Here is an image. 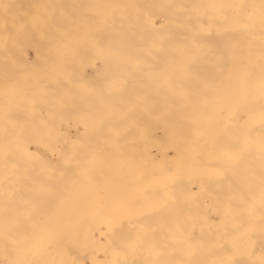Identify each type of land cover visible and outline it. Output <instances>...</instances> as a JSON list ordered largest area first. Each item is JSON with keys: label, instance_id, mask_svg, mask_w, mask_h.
Returning a JSON list of instances; mask_svg holds the SVG:
<instances>
[{"label": "bare ground", "instance_id": "6f19581e", "mask_svg": "<svg viewBox=\"0 0 264 264\" xmlns=\"http://www.w3.org/2000/svg\"><path fill=\"white\" fill-rule=\"evenodd\" d=\"M244 24L249 27L247 26L248 28H246ZM203 25H206V27L204 26L203 28ZM209 28L210 32H208ZM263 34L264 0H0V202H6V206L10 209H18L16 210L18 214H12V218L10 217L11 220L5 221L7 207L0 206V216L3 215L1 216L2 219L0 217V225L3 223L0 228V251L6 254L1 258L4 259L8 256L6 251L11 249L10 245H12V250H14V247L15 250L18 249V252H16V256L19 258L18 264H25L26 262L22 261L28 260L32 256H40L41 253L39 250L34 248L38 250L35 251L37 254L34 253L33 249V253L29 250L30 253L26 252V254L29 253V255H34L29 256L27 254L30 258L26 256V258L23 259L25 257L24 252L28 247H34L33 244L35 245L36 243H34L36 235L40 236H37L40 239L44 237L42 239L43 241L50 240L52 242H50L51 247H59L62 248V250L69 242H79L82 241V239L87 240L84 239L87 237L83 236V238H81V236L77 234V232L81 231L80 229H82V227H74V224L78 225L80 223H85L83 219L81 220V217L79 221L70 218H61L63 213H65H62L60 210L62 208L71 209L72 212L76 210L74 213L77 215L81 214L82 216L83 211L79 209L85 207V205L82 204V206L79 201L84 200L82 202L84 203L88 200L87 195H78V190L75 196V192H73V195L71 193H68L67 196L64 194L62 195L61 191H63V187L58 185L66 176L68 179L63 181V183L70 184L68 188L72 189V183H75L76 186L78 185L76 180L73 181L75 177L74 174L76 175V179L83 176L81 174L79 175L80 169L78 173L75 169L76 173L73 175L70 174L72 171L68 163L72 154L76 158V161H79V157H95L98 161V165H96L98 169L93 168L95 167L93 162L91 163L93 166L90 163H86V176L83 173L85 171H82V169L81 173L84 174V178L87 180V183L85 182L86 186L88 183L92 185V183L94 184L96 181L98 184L100 183V185H97L99 186L98 189L105 193V195H99L101 198L112 197L113 193L116 192L118 194L117 198L119 199L122 194H124V198L128 196L126 197L129 199L128 203H126L128 205L123 202L126 208H129L130 205L135 206V204H137L135 203V199H137L136 195L138 194L136 191L142 192L143 194L145 192L140 189L136 190V186L144 179L145 183H149V185L152 184L153 186L156 185L155 188L153 187L148 193L145 192L147 193L146 197L149 195L152 200H157L162 191L169 190L168 188H164L166 185L164 183L169 175L167 172L169 166L167 170L166 167L162 169L164 164L161 169L158 168L159 171H157L158 173L156 172L157 175H152L153 177L150 176L149 179H146L148 176H143V174L137 179L135 177V179L133 178V180H131L134 176L127 179L131 174L130 172L136 169L139 170L140 168L131 169L130 172L128 170V174H130H127L128 176L125 178L124 175L127 172L125 170L123 171L124 167L121 165L118 166L116 162H111L114 166L117 164L116 169H113V165L108 167L109 165H104V163L111 159L116 160L117 158L119 160V157L126 153H128L126 156H128L129 153L133 155H131L132 158L127 157V161L121 158V160H125V164H127L130 159H132V162L134 160V164L135 161H137L136 163L138 164V161H141V156L144 159V161L142 160L141 162H165V158L169 156L168 154L173 148L175 149L172 151H177V156H184L182 152L185 151V149L187 150L189 148V151L191 149L188 147L184 148V150L182 149L183 151L180 150L181 153L179 152L178 149L181 148L179 146L183 147L186 144V142H183V138L180 137L182 132L185 131L186 134L187 130L189 132L195 129L198 130L202 123H204V127L207 126L205 124H207L208 114L211 112L215 113L216 111V113L220 115H223L222 112L227 115V117L224 115L223 121L226 119V124L230 125H228V127L226 125L225 128L233 130L231 131V133L233 132L232 134L226 131V139L223 136V138H220L223 139L225 146L229 145V147L224 148V152L223 150H218L221 154L225 153V157L230 162L231 166L230 168L228 166L229 164L226 165L224 162H221L224 164L223 166L226 167L225 171H227V175H225L227 180L226 183L232 185V182L238 179V176L230 179V174L232 172L233 177V175L238 174V172H243L246 171L247 168L253 167L256 163L258 164L255 166L262 168L264 166L261 163L264 162L262 161L264 157V147H261L264 145V118H261V116L264 115L259 114V116H257V108L260 107L261 110L258 109L260 112L264 110V108H261L262 106L264 107V52H260V50L263 51L264 48ZM255 42L260 45L254 47ZM26 49L32 50L34 59L29 57ZM256 50H259V52L254 53ZM252 54H254L253 57ZM15 55H18L21 60L18 66L19 68H16L13 63L14 58H16L14 57ZM251 57L256 58H254V60ZM8 64L13 65V68H8ZM189 65H191V67H189ZM193 65L196 66L194 67ZM20 66H22V68ZM122 68H125V74L119 73ZM253 94H256L254 95L255 98H253ZM241 101H243V103ZM48 108H55L59 110V112L46 115L45 112L47 111L45 109ZM38 109H40V111ZM37 111L43 112L44 114L38 113ZM240 114L245 115L242 123H238L237 121ZM64 115L67 120H58L63 119L65 117ZM160 117L163 121H158L157 118ZM258 117L261 121H259ZM155 119L159 124L158 122H154ZM51 120L53 122L57 121L58 124H54ZM231 120L236 125L235 127L233 126V122H230ZM151 122L154 123V126H156V124L160 126V124L162 125V123L165 122L163 126L156 129L160 131L165 138L163 139L160 137V140L163 139L164 141L161 140L159 145L158 133L155 131L153 132L155 127H153V129L151 128ZM169 131L171 132L169 133ZM177 132L180 133V136H177L181 138V141L178 139L179 142L176 144L177 139L175 138L176 147L172 148L170 145L173 144H168V141L170 142V139L176 136ZM206 132L208 134V131ZM242 132H244V139H249V142L251 144H256V146L258 143H261V148L257 146L258 148L252 149V145V148H250L249 145L246 146L249 143L248 141H243V143L248 142L246 145L244 143L245 147L243 144H241L243 147H241V145L239 147H230L234 143L235 145L239 143V137L243 140L241 137L242 135L237 138ZM172 133L174 136H172ZM170 134L171 137H169ZM248 134L254 137L258 134L260 138L257 137L251 140L250 135L246 137ZM234 135L235 137L233 138ZM165 136H168V138ZM185 136H187V134ZM199 136L195 137L198 138V140L196 139L197 143L201 144V146L205 145L206 143L204 142L206 140L203 141ZM203 136L205 135H202V137ZM186 138H184V140ZM83 140L85 142H83ZM218 140L212 139L208 141V153L216 149L215 144ZM144 141L148 144H146V142L144 143ZM173 141L174 140H172L171 143ZM150 142L152 143L150 144ZM82 143H86L87 145L91 144V146L84 148L83 146L85 145H83L82 148L80 147ZM161 143L164 146L168 144L170 147H167H169L168 149L170 150H168L166 146H162ZM211 143H213V145ZM119 144L121 146H123V144H129L130 147L126 145L127 148H125V146L122 148ZM48 145H51V147H48ZM64 145H68L69 147L63 148ZM159 146L163 148L161 149ZM201 146H199V148ZM164 148L167 149V152L169 151L168 154L162 152L164 150L166 151ZM175 152L174 154H176ZM198 152L200 153V151ZM220 152H214L213 157L215 156L216 158L214 157L213 160H217L218 158L219 161L222 160L223 157ZM136 154L138 155L136 156ZM205 154L206 153H204V155ZM139 156L140 158H138ZM190 156H188L189 159ZM258 156L262 157V159ZM175 158L176 157H174V159ZM197 158H199L197 159L198 163H200L199 160L201 161L204 159L200 158V156ZM63 159H67L64 160L67 162V165L65 164L67 169L61 172L62 169H58L63 165ZM169 159L173 158H171V156L167 157V163L170 161H177V158L175 159L176 161L174 159V161ZM121 160L120 162H123V165L124 161ZM59 162L62 164L60 165ZM71 162L75 163L74 161ZM73 163L70 164L73 165ZM221 163L219 164L222 165ZM88 164L92 166L94 171H97L96 174H94L92 170L93 174L89 175L91 167H89L88 170ZM140 164L142 165V163ZM127 165L129 166L131 163ZM146 165L147 164H145L143 168L147 169ZM104 166H107L106 168L108 169H103ZM178 166L182 167L183 165L181 166L180 163ZM190 166L195 167V164L193 163V165ZM203 166L197 167L200 168ZM216 166L218 165L215 164V168H217ZM73 167L77 168L75 165L72 166V168ZM148 168L150 169V166H148ZM227 168H230V172ZM231 169H233V171ZM200 170L198 169L197 172L199 173ZM204 170H209V168ZM220 170L218 171L219 173ZM252 172H247V174L250 173L253 176ZM147 173V175H149L148 170ZM150 173L152 174V172ZM221 173H223V171H221ZM243 174L246 175V172H243ZM223 175L224 174H222V176ZM228 175H230V177ZM263 175L264 172L261 171L258 177H262ZM71 176L74 177L72 178ZM216 176L217 173L215 177ZM47 177L51 178V180H45ZM219 177L220 176H218V178ZM41 178H43V180H40ZM116 182H121L122 184H117L118 186L116 187V185H114ZM212 182L214 183L215 181L213 180ZM216 182L222 183V177L221 180H217ZM197 184L198 183H195V185ZM75 185L73 187L77 188ZM112 185L115 186H113L114 189ZM141 185L142 184H140V186ZM230 185L226 186L229 187ZM60 186L62 187L61 189H59ZM143 186L144 185L141 187ZM190 186H192V184ZM30 187H33L32 189H36V191L40 189V191L43 192V196L45 197L43 201L39 202L38 193L35 197H32V200H34L33 204L29 202V196L23 197L26 190ZM228 187V190L224 188L228 194L233 192V189L236 188L233 186V188L231 186ZM149 188H151V185L150 187L148 186V189ZM8 189L12 190L8 191ZM222 189L223 188H221V190ZM242 190L250 192L257 189L245 188V190ZM261 190L263 191L264 189L262 188ZM92 191L94 190L92 189ZM121 191L122 194L120 193V195L119 192ZM124 191L128 194L125 195ZM48 194H51V197H49ZM94 194L95 195L92 194L93 196H91L92 199L96 198V193L94 192ZM259 196V199L264 201V195ZM22 197L27 199L29 202L28 204H32L31 206L28 205L29 208L27 210L23 209L21 203ZM243 197L246 198L245 200L248 198L245 196L240 198L243 199ZM142 199L144 198L142 197ZM147 199H145V201H147ZM91 200H89V203H94L95 200H92V202ZM260 200L258 203H260ZM37 201L40 205L36 203ZM102 201H105V199ZM130 201L131 204H129ZM141 202L140 200L138 204L143 205ZM103 204L105 203L102 202V204H100L102 205L101 207H104ZM119 204V206L123 207L122 203ZM148 204L151 205V203ZM139 205L136 207H140ZM258 205L264 208V203ZM95 206L96 205H94V207ZM122 207L120 208L124 210V207ZM258 207L257 210L259 209ZM107 208L112 209L111 206H107ZM51 209L53 210L51 211ZM98 209L100 210L102 208L98 207ZM72 212L65 214L70 216L73 214ZM98 212L97 210V216L100 215ZM101 212H103V210ZM256 212L260 213L261 211L259 209V211ZM89 213L88 215H90ZM135 214L133 213V215ZM15 215H18L19 218L16 219ZM87 219L89 222L90 220L88 217ZM258 220L259 219H256V221ZM92 221L90 223L96 226L97 219L96 223H94L95 219ZM130 222L137 223L138 221L133 219ZM102 223L103 220H101V222L99 220V225L103 226ZM260 223L261 222H259V224ZM66 224L68 226L73 224L74 226H63ZM263 224L264 221L261 225ZM88 225L90 224L88 223ZM88 228H91V225ZM88 228H86V230H88ZM92 230L91 228L89 231ZM116 231L117 234L114 239L117 240L114 241L120 240L119 236L121 235L125 238V235L122 234L123 232L125 233V231H123L122 228ZM228 231L230 230L228 229ZM46 232H48L50 237H45L47 235ZM120 232H122L121 235H119ZM152 232L150 231L149 234H146H148V236H153ZM14 233L19 236H15ZM258 233H260V231ZM101 234L100 236L103 237L104 233ZM258 235L259 237L255 238L261 240V235ZM106 237L108 238L107 235ZM13 238L15 242L18 241V246L16 244L13 246L14 244L10 243ZM31 238L32 240H30ZM16 239H19L20 243L19 240ZM88 239L91 240V238ZM230 239H232V237ZM8 240L10 241L8 242ZM42 240L40 241L42 242ZM32 241L33 244L31 243ZM110 244L112 246L114 243L110 242ZM247 244L244 248H247ZM72 245L74 244L72 243ZM118 245L120 246V244ZM208 245L205 241L204 246L206 247ZM76 246L79 247L78 245ZM191 246L193 245H186L187 248H191ZM204 246L202 245V247ZM209 246L211 247V245ZM254 246H256V244ZM92 247L96 251L102 249H100L97 244H94ZM175 247L174 244H170L168 248L164 249V254L169 256L167 254L173 252ZM59 248L58 252L60 251ZM236 248L238 249V247ZM244 248H242L243 251L245 250ZM39 249L41 248L39 247ZM68 250L66 251L69 252ZM190 250L187 251L190 252ZM212 251L216 252V250ZM200 252L197 251L198 254H200ZM205 252L200 255H204ZM53 253H55L54 255L56 257V251H53ZM106 253L107 251H105L104 255H106ZM46 254L47 253H43L41 255L43 259L41 256L40 258L38 256L36 258L35 256L36 259H34L35 261L33 263L38 264L42 259L43 261L41 260V262L43 263L41 264H46ZM67 254L63 252L62 254L59 253L58 257H54V259L58 260L57 258H59L60 260L61 258L60 261H62L63 258H66ZM97 254L94 256L93 252L86 251L85 254L81 255L82 257L80 260H88L90 263L95 262L92 260L93 257L94 259L96 258ZM185 254L187 255V253ZM232 254L234 257L241 255L237 254V252L235 253L237 254L236 256L234 253ZM59 255H62V257ZM165 255L162 254L161 256L164 257L160 256L154 262L153 260L148 261V264H151V262L155 264H165ZM189 255L193 254L188 253L187 257H189ZM200 255L195 254L193 256L196 257L190 256V259L191 257L195 258L197 263H201V261H199L201 258ZM230 255L229 252H227V256L229 257ZM250 255L247 257L250 258ZM16 256L13 257L16 258ZM241 256L243 257V255ZM241 256L237 258L243 259L244 257L242 258ZM13 257L10 259L12 260ZM112 257L114 259V256ZM228 257L227 259H229ZM234 257L233 259H235ZM54 259L52 261L48 260L47 263L56 264ZM68 259L62 262L70 263L71 261ZM99 259L100 258H98V260ZM233 259L231 257V260ZM241 259H239V261H243ZM247 259H245V263H247ZM11 260H9V262H11ZM188 260L189 259H187L186 263L190 262V264H192L191 262H194L193 260ZM259 260H261V258ZM60 261L57 262L60 264ZM233 261L230 262L232 264H237L238 259ZM0 262L4 264L3 260ZM31 262H29V264H33ZM183 262L184 261L181 260L180 264H183ZM196 262L193 264H197ZM14 263L16 264V262ZM116 263L119 264L118 261L114 264ZM222 263L224 264L225 261ZM258 263L263 264L264 262L262 263L261 261Z\"/></svg>", "mask_w": 264, "mask_h": 264}, {"label": "rangeland", "instance_id": "374dc122", "mask_svg": "<svg viewBox=\"0 0 264 264\" xmlns=\"http://www.w3.org/2000/svg\"><path fill=\"white\" fill-rule=\"evenodd\" d=\"M158 21V20H157ZM245 26H246V28H248L249 26L248 25H246V24H244ZM204 26L206 27V25H203L202 27L204 28ZM248 26V27H247ZM208 32H210V28H209V31ZM207 34V33H206ZM208 35V34H207ZM264 35V34H263ZM7 41V40H6ZM258 42H260V41H258ZM262 43V42H261ZM256 45H257V47L260 45L259 43L257 44L256 42H255V44H254V47H256ZM26 52H27V54L29 55V57L30 58H32V59H34V56H33V52H32V50L31 49H26ZM257 52H259V50H256L254 53H257ZM260 52H264V48H263V51L262 50H260ZM254 56V54H252V57ZM14 57H16V58H14V61L16 62H14L13 61V63H14V65L16 66V68H19L18 66H19V63L21 62V60L19 59V56L18 55H15ZM251 57V58H252ZM254 58H256V57H254ZM254 58H252V59H254ZM20 60V61H19ZM255 60V59H254ZM17 64V65H16ZM9 65V64H8ZM194 67L196 66V65H193ZM192 66V67H193ZM21 68H22V66H20ZM88 67H89V65H88ZM189 67H191V65H189ZM8 68H13V65H9L8 66ZM90 68V67H89ZM121 69V68H120ZM89 70V69H88ZM120 71V70H119ZM118 71V72H119ZM125 72H126V70H125V68L123 69L122 68V70H121V72H119V73H121V74H125ZM257 92V91H256ZM256 92H254V93H256ZM254 95H256V94H253V96ZM253 98H255V96L253 97ZM239 99H241V98H239ZM243 100V99H242ZM238 101H240V100H238ZM242 103H243V101H241ZM237 103V102H236ZM236 103H234V104H236ZM239 103V102H238ZM239 105H240V103H239ZM263 105V104H262ZM261 108H264L263 106L261 107ZM258 109H260V107H258L257 108V113H256V110H255V113L257 114V116H259V114H263L264 115V113H263V111L262 112H260V110H258ZM33 110H35V109H33ZM39 111H40V109H38ZM47 112H45V114L46 115H51L52 113H58L59 112V110H56L55 108H53V109H45ZM39 111H37L38 113H42V114H44L43 112H39ZM25 112V111H24ZM28 112V111H27ZM30 112V111H29ZM222 114L223 115H220L219 113H216V111H215V113H213V112H211L210 114H208V118H207V121H206V123L207 124H205V125H207V126H203L204 125V123H202V125L199 127V129L197 130V129H195V130H193V131H186V134H187V136H185L186 134H185V131L184 132H182V134H181V136H180V133H178L177 132V134H176V136H174L173 135V133H172V136H174L173 138H169L170 139V142L168 141V144H173V145H170V146H172V148L173 147H176V144H178V142L179 141H181L180 139L181 138H179L177 135H179L180 137H182L183 138V142H186V144L182 147V146H179V147H181V148H179L178 150H179V152H180V150L181 151H183L184 150V148H188V147H190V151L187 149H185V151H183L182 152V154L184 155V156H177L178 154L175 152V150H174V152L176 153V154H174V152L172 151L173 149H175V148H173L172 150H171V152L168 154V152H167V149L170 147L168 144L166 145L165 144V146H166V148H164V149H166V151L164 150V151H162V152H164L165 154H168L169 156H167V157H170L171 156V158H173L174 159V157H176L177 158V161L176 162H168V163H170V164H168L167 163V157L165 158V162H159V163H156V162H154V163H152L151 161H149L148 163H149V165H148V163H145V162H141L142 160L144 161V159L142 158V156H141V161H138V164L136 163L137 161H135V164H134V160H133V162H132V159H130V161L129 162H127V164L128 163H131V165H127V164H125V160H121V158H123V159H126V161H127V157H131L132 158V156L131 155H133L132 153H129V155L128 156H126V154H128V153H126V154H122L121 155V157H119V160L116 158V160H108V161H106V163H104V165L106 164L108 167H111L113 164L112 163H117L118 164V166L119 165H121L122 167H124L123 168V171L125 170L127 173H125V178H127V176L130 174V176H128V178L127 179H129V178H131L132 176H134V177H132L131 178V180H133V178L135 179V177H136V179L139 177V176H141V175H143V176H148V178H146V179H149V177L150 176H156L157 175V171H159V169L158 168H160L161 169V167H163V165H164V167L162 168V169H164L165 167H166V170H167V167H168V169L169 170H167V172H168V176H167V180H166V182L164 183V184H166L165 186H164V184H163V186H164V188H168L169 190L168 191H162L161 193H160V197H159V199H157V200H152L151 198H150V196L149 195H147V197H148V199H147V197H146V194L149 192V190L151 191V189L154 187L155 188V186L156 185H152V184H150L151 185V188H149L148 189V186L150 187V185H149V183H145L144 182V179L142 180V181H140V183L138 184V186L140 187H138V186H136L137 187V189L136 190H138V189H140V190H144L145 192H147V193H145L144 192V194L141 192H139V191H136V192H138V194L136 195V198L137 199H135L134 201H135V203H137V204H135V206H131V208H130V206H129V208H126V206H124L123 205V202H124V204H126V203H128V198H126V197H128V196H125V198H124V194H122V191L121 192H119V194L121 195H119L120 196V199L119 198H117L118 197V194L116 193V192H114L113 193V196L112 197H104V198H101L99 195H102V194H104L105 195V193L102 191V190H99L98 189V187L99 186H97V185H100V183L98 184V182L96 181L94 184L92 183V185H90L89 183H88V185L86 186V184H85V182L87 181V180H85V176H86V171H85V168L87 167V164L86 163H92L93 162V165L95 166V167H93L94 169H96L97 168V166L96 165H98V161L96 160V158L95 157H93V158H87V157H79L80 159H79V161H76V158L73 156V154H72V156H71V158H70V161H69V166H70V169H71V175H73L74 173H78V170L80 169V171H79V175L81 174V175H83V176H80V177H78V179H76V175L74 174V176H71L72 178L74 177V179H73V181H77L78 183V185L76 186L75 185V183H72L71 185V187H72V189L71 188H68V185H70V184H65V183H63V181H65V180H67L68 178L65 176V178H63L62 179V182L61 183H58V185H61L60 186V188L59 189H63V191H61L62 192V195L64 194L65 196H67L68 195V193H71L72 195H73V192H75V194H74V196L75 195H77L76 193H77V190L79 191L78 192V195L80 194V196H82V195H84V196H86L87 195V202L85 203H82L83 201H79L80 202V204L82 205H85V207H83V208H80L79 210H81V211H83L82 212V216H84V217H82L81 216V214L80 215H77V214H75L74 213V211H76V210H73V212H72V210L71 209H68V208H64V209H67V210H64L63 208L62 209H60L61 211H62V213L63 212H65V213H68V212H72L73 214H71L70 216L68 215H66L65 213H63V215L61 216V218H70V219H72V220H76V221H79L80 220V217H81V220L83 219V221H85V223H80V224H70L71 225V227H76V226H79V227H82V229H80L79 231L80 232H77V234L78 235H80L81 236V238H83V236L84 237H87V238H84V239H87V240H83L82 239V241H79V242H77V241H75V242H69V243H67V245L63 248V250H62V248H59V252H58V248L57 247H55V248H53V247H51V244H50V240H42L44 237L43 236H41V237H43V238H38V237H40V236H38V235H36V237H35V241H34V243H35V245L33 244V241L31 242L32 244H33V248H31V247H28V246H26V247H28V249L24 252V258L23 259H25L26 258V256H27V254L29 255V253H30V251H32V253H33V250H34V253H35V251H38L39 250V252L41 253V255L44 253H47L46 255H47V258H45L44 260L46 261V264H48L47 263V261L49 260V261H52L53 259H54V257H55V253H53V251H56V257H58V254L60 253V254H62V252L63 253H68L67 254V256H69V257H67L66 255H64V256H66V258L69 260V261H71L70 263L69 262H62L63 260L65 261H67V259L66 258H63V260L62 261H60L61 260V258H60V260H59V258H57L58 260H55L56 261V264H59L57 261H60L61 263L60 264H79V262H80V264H91V263H95L96 261V263L95 264H114L115 262H119V264H120V262H121V264L123 263V264H132V263H135V264H148V261H151V260H153V262L154 261H156L162 254L163 255H165L164 254V249L165 248H168L169 247V245L170 244H174L176 247L174 248V250H173V252H170V253H168L167 255H169V256H166L165 258H166V260H165V264H180L181 263V260H183L184 262H183V264H190V262H188V263H186L187 262V259H189L188 261H191V260H193L194 262H196L195 261V258H192V257H196V256H193V255H200V254H202L203 252H205L204 253V255H200V259H199V257H198V259H199V261H201V263H197V264H223L222 262H224L225 261V263L224 264H232L231 262L233 261V260H236V259H238V261H237V264H259L258 262H261L262 261V263L264 262V224L263 225H261V223H263V219H264V208H262L261 207V205L259 206L258 204H260V203H264V201L263 200H260L259 199V195H264V190L262 191L261 189L263 188L264 189V182H262V181H264V180H262V179H264V175L262 176V177H258V174H259V172H264V166L261 168V167H258V166H255L256 164H258V163H256L253 167H249V168H247V170L246 171H243V172H246V175L245 174H243V172H238V174H236V175H233V177H232V171H233V169H231L232 171V173L230 174L231 175V177H230V175H228L229 177H230V179L231 178H235V177H237L238 176V179H236V180H234V182H232V185H230V183H226L227 182V180H226V176L225 175H227V171H225L226 170V167H224L223 165L224 164H229L228 166L231 168V166H230V162L227 160V158L225 157V153L224 154H221V152L220 151H222L223 150V152H224V148H228L229 147V145H226L225 146V143L223 142V139H220L222 136L226 139V137H227V135H226V131H228L229 133H231V131H233V130H229V128H225L226 127V119L223 121V117H224V115H225V113L224 112H222ZM256 114H254V115H256ZM65 116V115H64ZM63 116V117H64ZM192 116H194V115H192ZM196 116V115H195ZM225 117H227V115H225ZM244 117H245V115L244 114H240L239 115V117H238V123H242V121L244 120ZM264 118V116H261V118ZM234 118V117H233ZM158 119V121L159 120H161V121H163V119H161V117L160 118H157ZM231 119H232V117H231ZM258 119H259V121H261V119L258 117ZM58 120H62V121H64V120H67V118H66V116L63 118V119H58ZM230 120V119H229ZM228 120V121H229ZM52 121V120H51ZM50 121V122H51ZM156 119H155V121L154 122H158ZM160 121V122H161ZM39 122V121H38ZM49 122V123H50ZM53 122V121H52ZM152 122H153V119H152ZM151 122V123H152ZM230 122H233L232 120L230 121ZM230 122H228V123H230ZM252 122V121H251ZM258 122V121H257ZM44 123V122H43ZM54 124L56 123V124H58L57 123V121H54L53 122ZM155 123V124H156ZM191 123V122H190ZM255 123H256V121H255ZM41 124H42V122H41ZM158 124H159V122H158ZM158 124H156V126H154V123H152L151 124V128L153 129V127H155V129L153 130V132L155 131L156 133H158V137H159V143H158V145L160 144V142H161V140H163V139H165L163 136H162V134H161V132L160 131H157L156 129H158V127H160V126H163V124H165V122H163L162 123V125L160 124V126L158 125ZM228 125H230V124H228ZM228 125H227V127H228ZM203 126V127H202ZM233 126L235 127L236 125L234 124V122H233ZM232 126V127H233ZM202 127V128H201ZM206 127H207V129H206ZM231 127V128H232ZM234 127H233V129H234ZM162 128V127H161ZM206 130H205V129ZM41 129V128H40ZM200 129H204V130H200ZM228 129V130H227ZM206 131H208V134H207V132ZM235 131V130H234ZM171 131H169V133H170ZM200 132V133H199ZM203 132H205V133H203ZM236 132V131H235ZM246 132V131H245ZM233 133V132H232ZM231 133V134H232ZM197 134V135H196ZM255 134V133H254ZM184 137H183V136ZM200 135V136H199ZM202 135H205V136H203L202 137ZM242 135V136H241ZM249 135L250 134H248V135H246V137L248 136L249 137ZM257 136H253V135H250V139L252 140V139H254V138H257V137H259V135L258 134H256ZM197 136H199V138L200 139H202L203 141H205L204 143H206L205 145H202L201 146V144H198L197 143V140H198V138H195V137H197ZM239 136H241L242 138H243V136H244V132H242L241 134H239L238 136H237V138L239 137ZM160 137H162L163 139H161L160 140ZM166 137V136H165ZM169 137H171V134L169 135ZM178 137V138H177ZM187 137V138H186ZM191 137V138H190ZM194 137V138H193ZM202 137V138H201ZM208 137V138H207ZM222 137V138H223ZM235 137V135L233 136V138ZM264 137V136H263ZM56 138V137H55ZM166 138H168V136L166 137ZM175 138L177 139V143H176V141H175ZM184 138H186L185 140H184ZM260 138V137H259ZM178 139H179V141H178ZM195 139V140H194ZM197 139V140H196ZM199 139V140H200ZM218 140V142L215 144V147H216V151L213 149L212 151H210V153H208V148H209V140ZM224 139V140H225ZM239 139V143H237L236 145H235V143L234 144H232L230 147H239L241 144H243V146L245 147V145L249 142V139L248 140H246V139H244L243 138V140H241V138L239 137L238 138ZM145 140V139H144ZM172 140H174L172 143H171V141ZM202 140H201V142H202ZM250 140V141H251ZM164 141V140H163ZM195 141V142H194ZM242 143H241V142ZM243 141H248L247 143H245V145H244V143H243ZM83 142H85L84 140H83ZM146 141H144V143H145ZM182 142V143H183ZM152 142H150V144H151ZM162 143H164V142H162ZM161 143V144H162ZM176 143V144H175ZM146 144H148L147 142H146ZM156 144V143H155ZM212 145H213V143H211ZM263 144H264V142H263ZM83 145H85V146H83ZM129 146V144H123V146H121L120 144H119V146L120 147H122V148H124V146H125V148H127V146ZM175 145V146H174ZM201 146L200 148H199V146ZM250 146V148H252V149H254V148H263L264 147V145H262L261 147H260V145H261V143H258L257 144V146H256V144H251L250 142L246 145V146ZM251 145H252V147H251ZM51 147V145H48V147ZM87 147V146H91V144L90 145H87L86 143L84 144V143H82V144H80V147ZM147 146V145H146ZM161 146V145H160ZM159 146V148H163V147H160ZM162 146H164L163 144H162ZM164 146V147H165ZM167 146H169V147H167ZM242 145H241V147H243ZM256 146V147H255ZM67 147H69L68 145H64L63 146V148H67ZM82 147V148H83ZM130 147V146H129ZM132 147H134V146H132ZM156 147V146H155ZM214 147V146H213ZM214 147V148H215ZM147 148H148V146H147ZM149 148H150V146H149ZM203 148V149H202ZM183 149V150H182ZM196 149H197V151H196ZM201 149V150H200ZM220 149V151H218ZM168 150H170V149H168ZM151 151H153V150H151ZM150 151V152H151ZM188 151V152H187ZM198 151H200V153L198 152ZM202 151H203V153H202ZM191 152V153H190ZM214 152H220V154L222 155V160L221 161H219L218 159L216 160H213L214 159V157H213V154H214ZM222 152V153H223ZM152 153V152H151ZM181 153V152H180ZM186 153V154H185ZM191 154V156H190V154ZM200 155H199V154ZM204 153H206L205 155H204ZM264 153V152H263ZM84 154V153H83ZM142 154V153H141ZM154 154V153H153ZM189 154V155H188ZM207 154H209V155H207ZM217 154V153H216ZM220 154H217V155H219V156H221ZM138 154H136V156H137ZM155 155V154H154ZM207 155V156H206ZM125 156H126V158H125ZM144 156V155H143ZM188 156H190V159H189V157ZM198 156H200V158H204L203 160H199V162L200 163H198V161H197V159H199V158H197ZM145 157H147V156H145ZM157 157V156H156ZM194 157V158H193ZM212 158V159H210V158ZM218 157V156H217ZM259 157V156H258ZM257 157V158H258ZM65 158V157H64ZM73 158H75V159H73ZM138 158H140V156L138 157ZM178 158H181V159H178ZM207 159V161H206V159ZM216 158V157H215ZM260 159H262V157H259ZM258 158V159H259ZM73 159V160H72ZM129 159V158H128ZM173 159H169V160H173ZM186 159H188V160H190V161H188V160H186ZM191 159H194V160H191ZM209 159V160H208ZM220 159H221V157H220ZM64 160H67V159H63V161ZM85 160H87V161H85ZM96 160V161H95ZM120 160L121 161H124V164L122 165V163L123 162H120ZM168 160V161H169ZM173 160V161H174ZM182 160H184V161H182ZM71 161H74L75 163H73V162H71ZM81 161V162H80ZM83 161H84V164H83ZM179 161H181V162H179ZM204 161V162H203ZM213 161H215V162H213ZM262 161H264V157H263V160ZM57 162V161H56ZM95 162V163H94ZM112 162V163H111ZM147 162V161H146ZM190 162V163H189ZM224 162V164H222V163ZM229 162V163H228ZM234 162V161H233ZM259 162V161H258ZM260 162H261V160H260ZM67 162L66 161H64V163H63V165H61L62 163L61 162H59V164L61 165V167L58 169V170H61V172H64V171H66V169H67V167L65 166V164H66ZM70 163H73V165L72 164H70ZM134 165H133V164ZM140 163H142V165H143V163H144V165L145 164H147L146 165V167H147V169L146 168H143L144 167V165L142 166ZM156 163V164H155ZM162 163V164H161ZM173 163V164H172ZM180 164L181 163V166L182 167H180V166H178V164ZM193 163L195 164V167H193V166H190V165H193ZM205 163H206V166H205ZM219 163H221L222 165H220ZM241 163H243V162H241ZM263 165H264V162H261ZM79 164H81V165H79ZM90 164H88V170H89V167H91V170H89V175L90 174H93V172H92V170L94 171V169L92 168V166L90 165ZM116 164V165H117ZM137 164V165H136ZM159 165V167H158V165ZM190 164V165H189ZM198 164H200V165H198ZM207 164H208V166H207ZM213 164V165H212ZM215 164L216 165H218V166H216L217 168H215ZM67 165V164H66ZM77 166V168L76 167H73L72 168V166ZM111 165V166H110ZM114 166L113 167V169L115 168L116 169V167L117 166ZM141 165V166H140ZM205 166V168H204V166ZM83 166H85V167H83ZM106 166V167H107ZM126 166V167H125ZM133 166H135V167H133ZM137 166V167H136ZM139 166V167H138ZM148 166H150V169L148 168ZM155 166H156V169H155ZM197 166H203V167H200V168H198ZM211 166H213V167H211ZM227 166V167H228ZM80 167V168H79ZM105 166H104V168L103 169H108V168H106ZM153 167V168H152ZM174 167V168H173ZM193 167V168H192ZM221 168V170H220V168ZM223 167V168H222ZM232 167H234V166H232ZM128 168V169H127ZM130 168V169H129ZM135 168H140L139 170H133V171H136V172H130V170L131 169H135ZM179 168V169H178ZM196 168H197V170L199 169H201L200 170V172L198 173L197 172V170H196ZM207 169V168H209V170H204V169ZM230 168H227L228 169V171L230 172ZM77 171H76V170ZM81 169H82V171H85V172H83L84 174H85V176H84V174H82L81 173ZM98 169V168H97ZM110 169V168H109ZM127 169V170H126ZM142 169V170H141ZM144 169V170H143ZM195 169V170H194ZM212 169V170H211ZM216 169V170H215ZM128 170H129V174H128ZM147 170L149 171V175H147L148 173H147ZM220 170V173L218 172ZM76 171V172H75ZM178 171V172H177ZM183 171V172H182ZM221 171H223V173H221ZM241 171V170H240ZM252 171H254L255 173H257V174H255L254 172H252ZM92 172V173H91ZM96 172L97 171H94V174H96ZM142 172H144V173H142ZM150 172H152V174L150 173ZM154 172V173H153ZM157 172V173H156ZM166 172V173H167ZM217 173V176L215 177V175H216V173ZM235 172V171H234ZM247 172H252L253 173V176H252V174H250V173H248V174H250V175H248L247 174ZM133 173H134V175H133ZM137 173V174H136ZM142 173V174H141ZM184 173V174H183ZM212 173V174H211ZM218 173H219V175H218ZM128 174V175H127ZM139 174V175H138ZM156 174V175H155ZM171 174V175H170ZM196 174V175H195ZM209 174H211V175H209ZM222 174H224L223 176H222ZM229 174V173H228ZM94 176H96V175H94ZM152 176V177H153ZM203 176V177H202ZM218 176H220L219 178H218ZM117 177V176H116ZM210 177V178H209ZM221 177H222V183H218V182H216L217 180L219 181V180H221ZM145 178V177H144ZM97 179V178H96ZM178 179V180H177ZM212 179V180H211ZM228 179V178H227ZM40 180H43V178H41ZM45 180H51V178H49V177H47V178H45ZM95 180V179H94ZM215 181L214 183L212 182V181ZM223 180H224V182H223ZM87 183V182H86ZM113 183H115V182H113ZM112 183V184H113ZM121 183V182H120ZM120 183H118V182H116V184H114V185H116V187L118 186L117 184H120ZM195 183H198L197 185H195ZM77 187V188H75V187H73L74 185ZM122 184V183H121ZM140 184H142V185H144L143 187H141L140 186ZM184 184V185H183ZM192 184V186H190ZM114 185H112V187L114 186ZM194 185V186H193ZM199 185V186H198ZM226 185H230L231 187L233 186V187H236L235 189H233L234 191L233 192H230L229 194H228V192H226V190H228L227 189V187L228 186H226ZM94 186H97V187H94ZM196 186V187H195ZM214 186V187H213ZM229 186V187H230ZM81 187V188H80ZM94 187V188H93ZM115 187V186H114ZM114 187H113V189H114ZM145 187V188H144ZM147 187V188H146ZM195 187V188H194ZM228 187V188H229ZM232 187V188H233ZM33 187H30L29 189H27L26 190V192H25V195L23 196V197H25V196H29L30 197V201L29 202H32V204L34 203V200H32V197H35L36 195H37V193H38V199H39V202H41V201H43V198H45L44 196H43V192L42 191H40V189H39V191H36V189H32ZM142 188V189H141ZM221 188H223L222 190H221ZM224 188H226V190H224ZM245 188L246 189H248V188H253V189H257V190H253V191H250V192H245V191H243L242 189H244L245 190ZM66 189V190H65ZM92 189L94 190V191H92ZM146 189V190H145ZM148 189V190H147ZM188 189V190H187ZM241 189V190H240ZM7 190V189H6ZM9 190H12V189H8V191ZM99 190V191H98ZM216 190V191H215ZM220 190V191H219ZM236 190V191H235ZM100 191H101V193H100ZM193 191V192H192ZM94 192L96 193V200L93 198L92 199V197L91 196H93V195H95L94 194ZM48 193H49V190H48ZM87 193V194H86ZM124 193H125V195L126 194H128V193H126L125 191H124ZM193 193V194H192ZM93 194V195H92ZM143 194V195H142ZM233 194V195H232ZM258 194V195H257ZM144 198V199H142V197ZM145 195V196H144ZM250 197H249V196ZM253 195V196H252ZM258 196V197H255V196ZM48 196L49 197H51V194H48ZM218 196V197H217ZM231 196H235V197H231ZM242 198V196H245V197H248L247 198V200H245L246 198H244L243 197V199H241L240 197ZM22 197V201H21V203H22V205H23V209L24 210H27L29 207H28V205L29 206H31L32 204H28L29 202L27 201V199H25V198H23ZM91 197V198H90ZM141 197V198H140ZM223 197V198H222ZM107 198V199H106ZM108 198H111V199H108ZM112 198H114V199H116V200H114V199H112ZM238 198V199H237ZM257 198V199H256ZM263 198V197H262ZM261 198V199H262ZM95 200L94 201V203L92 202V200ZM105 199V201H102V200H104ZM145 199H147V201H145ZM151 199V200H150ZM89 200H91V202L92 203H89ZM140 200L142 201L141 203L143 204V205H139L138 203H140ZM259 200H260V203H258L259 202ZM118 201V202H117ZM138 201V202H137ZM152 201V202H151ZM263 201V202H262ZM102 202L103 203H105V204H103V206L104 207H101L102 205H100V204H102ZM38 205H40L39 203H38V201L36 202ZM88 203V204H87ZM100 203V204H99ZM119 203H122V205H123V207H124V210L123 209H121L120 207H122V206H119L120 204ZM133 203V202H132ZM148 203H151V205H149ZM93 206H91V205ZM129 204H131V201L129 202ZM238 206H237V205ZM82 205V206H83ZM94 205H96L95 207H94ZM100 205V206H99ZM109 207V206H111L112 207V209L110 210L109 208H107V206ZM115 205H117V206H115ZM126 205H128V204H126ZM140 206V207H136V206ZM0 206H2V207H7L6 206V202H4V201H1L0 202ZM153 208H152V207ZM197 206V207H196ZM259 206V207H258ZM88 207V208H87ZM98 207H100V208H102V209H98ZM122 207V208H123ZM136 207V208H135ZM148 207H150V208H148ZM196 207V208H195ZM246 207V208H245ZM257 207L260 209V211L262 212H260L261 213V215H260V213L258 214L256 211H259V209L257 210ZM92 208V209H91ZM106 210H105V209ZM126 208V209H125ZM148 208V209H147ZM239 208V209H238ZM247 210H245V209ZM263 210H262V209ZM96 209V210H95ZM110 210V211H108V210ZM138 209V210H137ZM150 209V210H149ZM155 209H156V211H155ZM1 210V209H0ZM6 210H7V212L5 213L6 215V218H8V219H6L5 218V221H9V220H11V215L12 214H18V213H16L17 211L16 210H18V209H10V208H6ZM53 209H51V211H52ZM64 210V211H63ZM85 210V211H84ZM87 210V211H86ZM89 210H90V213H89ZM95 212H94V211ZM97 210L100 212H98V214H100L99 216H97ZM103 210V212H105V213H103V212H101ZM130 211V212H127V211ZM133 210H135V211H133ZM246 211V212H244V211ZM93 211V212H92ZM125 211V212H124ZM2 212V211H1ZM13 212H15V213H13ZM132 212V213H131ZM231 212V213H230ZM88 213L91 215V213H92V215L90 216V215H88ZM101 213H102V215H101ZM125 213V214H124ZM133 213L135 214V215H133ZM86 214V215H85ZM109 214H114V215H109ZM132 214V215H131ZM108 215V216H107ZM257 215V216H256ZM1 216H3V215H1ZM0 216V217H1ZM20 216H22V215H20ZM78 216V217H77ZM97 216V217H96ZM101 216H103V217H101ZM262 216H263V218H262ZM11 217V218H10ZM85 217H86V220H85ZM87 217L89 218V222H88V219H87ZM109 217H111V218H109ZM15 218L17 219V218H19V216L18 215H15ZM21 218V217H20ZM116 218V219H115ZM145 218V219H144ZM1 219H2V217H1ZM93 219H95V221H94V223H96V219H97V224H96V226H95V224H94V226H93ZM109 219V220H108ZM114 219V220H113ZM123 219V220H122ZM133 219H135L136 221H138L137 223H132V222H130L131 220H133ZM144 219V220H143ZM256 219H259L258 221H256ZM99 220H100V222H101V220H103V223H102V225L103 226H101V225H99ZM150 220V221H149ZM243 220H244V222H243ZM92 221V223H90ZM106 221H107V223H106ZM246 221V222H245ZM3 222H4V218H3ZM87 222V223H86ZM259 222H261L260 224H259ZM1 223H2V221H1ZM88 223L91 225V228L93 229L92 231H89L91 228H88V227H90V225H88ZM1 225H3V223L1 224ZM1 225H0V228H1ZM70 225L68 226L67 224L66 225H63V226H68V227H70ZM88 225V226H87ZM130 225V226H129ZM248 225V226H247ZM251 225H253V226H251ZM84 226V227H83ZM129 226V227H128ZM86 228H88V230H86ZM119 228H122V230L123 231H125V233L123 232H120V234L119 235H121V233L123 234V235H125V238H124V236H119L118 238L120 239V240H118V241H114V240H117V239H114L115 238V236H116V234H117V229H119ZM128 229V230H127ZM144 229H145V231H144ZM228 229L230 230V231H228ZM103 230V231H102ZM152 230H153V232H152ZM257 230H259L260 231V233H258L259 231H257ZM40 231H41V229H40ZM115 231H116V233H115ZM149 231V232H148ZM150 231L152 232V234H153V236H148V234L150 233ZM16 233V232H15ZM14 233V235L15 236H19V235H16ZM40 233V232H39ZM47 233V235L45 236L46 238H47V236L48 237H50L49 235H48V232H46ZM85 233V234H84ZM86 233H88V234H86ZM101 233H104V236L103 237H101L100 235H102ZM146 233H148V234H146ZM230 233H232V234H230ZM76 234V235H77ZM84 234V235H83ZM115 234V235H114ZM227 234V235H226ZM258 234H260L261 236L260 237H262L261 238V240L260 239H258L257 240V238L259 237V235ZM263 234V235H262ZM40 235V234H39ZM41 235H42V233H41ZM86 235V236H85ZM91 235V236H90ZM106 235L108 236V238L106 237ZM110 235V236H109ZM206 235H208V236H206ZM229 235V236H228ZM231 235V236H230ZM253 235V236H252ZM256 235V236H255ZM38 236V237H37ZM79 236V237H80ZM147 236V237H146ZM224 236V237H223ZM226 236H227V238H226ZM232 237V239H230ZM255 237H257V238H255ZM15 238H17V237H15ZM20 238V237H19ZM32 238H33V235H32ZM32 238L30 239V240H32ZM88 238H91V240L90 239H88ZM117 238V237H116ZM122 238V239H121ZM247 238V239H246ZM10 239V238H9ZM37 239H40V240H42V242L40 241V240H38L39 241V243H38V241H36ZM110 239V240H109ZM124 239V240H123ZM148 239H150V240H148ZM230 239V240H229ZM238 241H237V240ZM12 240V239H11ZM16 240H19V239H16ZM33 240H34V238H33ZM113 242L114 244L111 246V244H110V242ZM112 240V241H111ZM243 242H242V241ZM247 240V241H246ZM10 240H8V242H9ZM86 241V242H85ZM90 241V242H89ZM205 241H206V244L208 245H211V247L208 245V246H204L205 245ZM216 241V242H215ZM231 241H232V243H231ZM249 241V242H248ZM255 241H257V242H255ZM261 243H259V242ZM14 242V243H13ZM46 243V245H45V243ZM243 244H242V243ZM247 242H248V244H247ZM10 243H12V244H14L13 246H15V244L18 246V241H16L15 242V239L13 238V240H12V242L10 241ZM9 243V244H10ZM19 243H20V240H19ZM30 243V242H29ZM42 243V244H41ZM52 243V242H51ZM71 243V244H70ZM72 243L75 245H72ZM117 245H116V244ZM122 243V244H121ZM212 243V244H211ZM49 245V247H48V245ZM70 244V245H69ZM94 244H97L98 245V247L102 250V252H101V250H95L92 246L94 245ZM100 244H102V245H100ZM109 244V245H108ZM118 244H120V246L118 245ZM193 245V246H191V248H187L186 247V245ZM199 244H200V247H199ZM215 244V245H214ZM246 244H247V248H244V247H246ZM256 244V246H254ZM30 245V244H29ZM76 245H78L79 247H77ZM114 245H116V246H114ZM202 245L204 246V247H202ZM12 245H10V250H12V247H11ZM31 246V245H30ZM36 246H37V248H36ZM45 246V247H44ZM88 246V247H87ZM109 246H110V248H109ZM119 246V247H118ZM186 247V249H185V247ZM218 246V247H217ZM248 246H250V247H248ZM39 247L41 248V249H39ZM43 247H44V249H43ZM66 247H68L69 248V250H68V248H66ZM71 247V248H70ZM92 247V248H91ZM108 247V248H107ZM118 247V248H117ZM199 249H198V248ZM214 247V248H213ZM230 249H229V248ZM236 247H238V249L236 248ZM244 248L245 250V252L243 251V249L242 248ZM29 248H31V249H29ZM38 249V250H35V249ZM66 248V249H65ZM86 248V249H85ZM91 248V249H90ZM105 249V251H107V253H106V255H104V253H105V251H104V249ZM115 248V249H114ZM184 248V249H183ZM194 248V249H193ZM196 248V249H195ZM203 248V249H202ZM210 248H213V249H210ZM227 248V249H226ZM234 248V249H233ZM14 250H15V247L13 248ZM33 249V250H32ZM42 249H43V251H42ZM46 249V250H45ZM52 249H53V251H52ZM55 249V250H54ZM181 249H182V253H181ZM190 249H193V250H190ZM198 249V250H197ZM202 251H201V250ZM228 249H229V251H228ZM232 249V250H231ZM242 249V250H241ZM7 250V249H6ZM9 249L6 251L7 252V257L6 258H1V257H3V256H5L6 254L4 253V252H1L0 253V261H4V264H15L14 262H16V264H18V259L19 258H17V253L16 252H18V249H16L15 251L14 250H12V251H14L13 253H11L12 251H10ZM30 250V251H29ZM61 250H62V252H61ZM66 250H68L69 252H67ZM91 250V251H90ZM93 250V251H92ZM113 250V251H112ZM190 250V252H188V251ZM203 250H205V251H203ZM212 250H216V252H214V251H212ZM241 250V251H240ZM257 250V251H256ZM260 252H259V251ZM262 250H263V252H262ZM10 251V252H9ZM45 251V252H44ZM86 251H88V252H93L94 253V256H95V254H97V256H96V258L94 259V257H93V260L92 261H95V262H89L88 260H80V258L82 257L81 255H83V254H85V252ZM99 251H100V253H99ZM111 251V252H110ZM184 251V252H183ZM191 251H193V252H191ZM196 251V252H195ZM197 251H201L200 252V254H198L197 253ZM247 251H248V253H247ZM26 252H29V253H27L26 254ZM38 252V253H39ZM149 252V253H148ZM227 252H229V255H230V253H231V257H232V259H233V254L232 253H236L237 252V254H241V255H243V257L241 256V255H237V254H235V256L236 257H234L235 259H233V260H231V257L229 256H227ZM251 252H253V253H251ZM11 253V254H10ZM79 253V254H78ZM141 253H143V254H141ZM185 253H187V255L185 254ZM188 253L189 254H193V255H189V257H187L188 256ZM212 253V254H211ZM217 253V254H216ZM251 255H253V256H251ZM256 253V254H255ZM258 253V254H257ZM15 254V255H14ZM19 254V253H18ZM26 254V255H25ZM35 254H37V253H35ZM113 254V255H112ZM145 254V255H144ZM254 254H255V256H254ZM15 257L16 256V258H14L13 256ZM31 255V254H30ZM29 255V256H30ZM32 255H34V254H32ZM31 255V256H32ZM40 255V256H41ZM114 256V259H113V257L112 256ZM141 255V256H140ZM142 255H144V256H142ZM245 255V256H244ZM249 255H250V258H248L249 257ZM29 256H27V257H29ZM36 256V255H35ZM35 256H32L30 259H28V260H23L22 262H26L25 264H29V262H31L32 260V262L31 263H33L35 260L34 259H36L37 258V256L40 258V256L39 255H37L36 256V258H35ZM60 256V255H59ZM190 256H192L191 257V259H190ZM242 257L243 259H241V258H237V257ZM248 256V257H247ZM261 256V257H260ZM11 257H13L12 258V260H14V261H12L10 258ZM34 257V258H33ZM42 257V259H43V256H41ZM55 257V258H56ZM60 257H62V255L60 256ZM111 257H112V259H111ZM161 257H164V256H161ZM227 257L229 258V259H227ZM249 259H247V258ZM98 258H100L99 260H98ZM261 258V260H259ZM262 258H263V260H262ZM41 259V260H42ZM116 259H117V261H116ZM181 259V260H180ZM197 259V258H196ZM239 259H241V260H243V261H239ZM245 259H247V263H245L246 261H245ZM9 260H11V262H9ZM41 260H40V262H38V264L40 263H43V262H41ZM126 260H128V261H126ZM251 260V261H250ZM257 260V261H256ZM38 261H39V259H38ZM43 261V260H42ZM54 261V262H55ZM78 261V262H77ZM114 261V262H113ZM231 261V262H230ZM250 261V262H249ZM73 262V263H72ZM77 262V263H76ZM99 262H102V263H99ZM127 262V263H126ZM153 262H151V264H155V263H153ZM194 262H191L192 264L194 263ZM234 262V261H233ZM236 262V261H235ZM239 262V263H238ZM241 262V263H240ZM3 262H0V264H2ZM20 264V263H19ZM34 264V263H33ZM45 264V263H44ZM51 264H55V263H51ZM117 264V263H116ZM158 264H160V263H158ZM236 264V263H235ZM264 264V263H263Z\"/></svg>", "mask_w": 264, "mask_h": 264}]
</instances>
